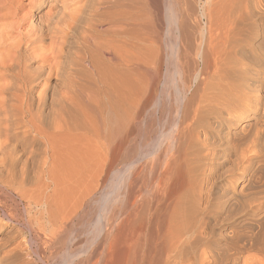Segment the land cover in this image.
<instances>
[{"label": "bare ground", "instance_id": "6f19581e", "mask_svg": "<svg viewBox=\"0 0 264 264\" xmlns=\"http://www.w3.org/2000/svg\"><path fill=\"white\" fill-rule=\"evenodd\" d=\"M263 50L264 0H0V248L264 264Z\"/></svg>", "mask_w": 264, "mask_h": 264}, {"label": "rangeland", "instance_id": "374dc122", "mask_svg": "<svg viewBox=\"0 0 264 264\" xmlns=\"http://www.w3.org/2000/svg\"><path fill=\"white\" fill-rule=\"evenodd\" d=\"M24 3H26L28 0H22ZM166 35H164L163 36V41L165 40V43L168 41V38L166 37ZM165 38V39H164ZM164 43V42H163ZM164 43V44H165ZM165 46V45H164ZM264 51V50H263ZM259 54H260V52H259ZM255 58L257 59L258 58V54H255ZM163 72H165L164 70H163ZM162 72V73H163ZM167 72V71H166ZM165 75H167V74H165V73H163L162 74V76L165 78H163V77H160L161 78V80H162V82L164 81V80H167L166 82V85L168 86V96H171V97H169L167 100H165V102H164V108L163 109H165L166 111H164V112H162V114L161 115H163V113H165V116L163 117V116H161V115H159V117L160 118H162V119H160L159 117H158V120L161 122V125L158 123L159 121L157 120L156 121V124L155 125H157L158 127H156L155 128V130H166L170 125L169 124H171L170 122H172V119H173V112H172V109L171 108H174V105H175V101H176V96H177V94H175L174 92H175V85L173 84V82L171 81V79L168 77V76H165ZM166 77H167V79H166ZM169 78V79H168ZM172 84H171V83ZM169 84V85H168ZM171 85H173V86H171ZM171 87V88H170ZM174 87V88H173ZM173 88V89H172ZM169 89H170V91H169ZM174 91V92H173ZM170 92V93H169ZM172 92H173V94H175L176 96H174L173 97V94H172ZM173 97V98H172ZM175 98V100H173ZM171 99H172V101H171ZM167 101V102H166ZM168 103V104H167ZM171 105H170V104ZM167 105V106H166ZM169 105L171 106V107H169ZM168 108V109H167ZM171 111V112H170ZM167 112V113H166ZM168 115H169V117H168ZM172 116V117H171ZM165 117H166V119H165ZM171 119V121H169V119ZM165 119V120H164ZM165 121V122H164ZM167 121V122H166ZM163 122V123H162ZM168 122H169V124H168ZM168 125H167V124ZM163 124H164V126H163ZM160 126H163V127H161V129H160ZM165 128V129H164ZM154 130V131H155ZM158 130L157 131H155L156 133L158 132ZM154 132V133H155ZM155 133V134H156ZM155 134H152V136L154 137L155 136ZM151 136V138H149L150 140H152L153 139V137ZM149 139H147L146 140V143H148L150 140ZM149 143H152V142H149ZM148 143V144H149ZM98 205V204H97ZM96 204H95V207L93 206V208H92V211L93 212H91V216H93V215H95V216H97V213L99 212L98 210L100 209V206L98 205L97 206ZM96 207H97V209H96ZM94 208H95V210H94ZM97 210V211H96ZM96 212V213H95ZM95 213V214H94ZM90 215H89V219H88V222L89 221H91V222H87L85 225H87L88 226V229L86 228L87 226H85L84 224H83V227H81V229L82 228H85L84 230L82 229V233L86 230L87 231V233H86V231L83 233V239L84 238H86L87 236H89L88 234L90 233V232H93L94 230L92 229V228H94L95 229V227H96V222H95V220L97 219L96 217H94L93 216V218H90L91 217ZM96 218V219H95ZM91 219V220H90ZM94 220V221H93ZM19 222H21V221H19ZM19 222H15L14 224H12V223H10V222H6L8 225L9 224H11V225H13L14 226V230H13V237L10 239V242L8 241L7 243H6V245H3V246H1L2 248H0V252H4V250H6V251H8L10 248H12V246H15L16 244H18V243H20L21 244V248L23 249H21V251H22V253H24V254H28V255H25V257L27 258V256H28V258H27V261H28V264H52L54 261H57L58 259H59V257H60V253H62V252H60L59 250H55V249H51V250H46V251H44L41 247L42 246H40V244L39 243H35V242H31V241H29L30 239H28V238H30V233L27 231V228H26V226H24V225H22L21 223H19ZM92 222H93V224H94V222H95V224L94 225H92ZM18 223V224H17ZM23 226V227H22ZM92 227V228H91ZM89 228H91V230L89 229ZM17 229V230H16ZM81 232V231H80ZM87 234V235H86ZM86 236V237H85ZM31 242V243H30ZM12 243V244H11ZM11 245V247L9 248V247H7V246H10ZM32 245V246H31ZM53 250V251H52ZM5 251V252H6ZM28 252V253H27ZM1 254V253H0ZM259 255V253H257V254H255V256L257 257ZM24 257V256H23ZM259 257H260V255H259ZM26 258H23L24 259V261L26 260ZM57 258V259H56ZM22 259V260H23ZM22 260H20V263H18V264H25V263H27V261H25L24 263H23V261Z\"/></svg>", "mask_w": 264, "mask_h": 264}]
</instances>
